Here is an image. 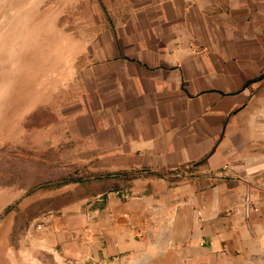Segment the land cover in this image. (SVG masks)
<instances>
[{
	"label": "crops",
	"instance_id": "0c3cea01",
	"mask_svg": "<svg viewBox=\"0 0 264 264\" xmlns=\"http://www.w3.org/2000/svg\"><path fill=\"white\" fill-rule=\"evenodd\" d=\"M103 2L36 134L44 179L79 178L43 192L67 198L60 233L264 264V0Z\"/></svg>",
	"mask_w": 264,
	"mask_h": 264
},
{
	"label": "rangeland",
	"instance_id": "374dc122",
	"mask_svg": "<svg viewBox=\"0 0 264 264\" xmlns=\"http://www.w3.org/2000/svg\"><path fill=\"white\" fill-rule=\"evenodd\" d=\"M15 6L6 20L20 19L23 28L15 27L12 39L13 29L0 32V264H182L180 253L166 250L162 241L135 259H106L90 249L92 241L85 243L83 232L60 233L67 228L60 217L67 198L48 192L44 198L43 192L79 178L44 179L48 168L39 161L36 134L53 121L54 88L75 55L70 34L91 25L106 5L24 0L20 15Z\"/></svg>",
	"mask_w": 264,
	"mask_h": 264
},
{
	"label": "bare ground",
	"instance_id": "6f19581e",
	"mask_svg": "<svg viewBox=\"0 0 264 264\" xmlns=\"http://www.w3.org/2000/svg\"><path fill=\"white\" fill-rule=\"evenodd\" d=\"M23 1L24 0H0V32H2V30H3V32H4V29H8L7 31L8 32H6V33H9V30H12L13 29V31H10L11 33L12 32H14V28L15 27H19L18 29H19V31L23 28V22H22V20H20L19 19V21H16L15 20V22L13 21H10V20H6V19H8V15H9V13L8 12H10L9 10H12V6H17V7H19L20 8V10H16V12H18V14L20 15L21 13H22V5H23ZM15 6V7H16ZM15 7H13V8H15ZM18 9V8H17ZM21 12V13H20ZM18 15V17H20L21 18V16H19ZM10 17H12V15L10 16L9 15V18ZM17 16H16V18H18ZM1 19H3V21H1ZM39 22V21H38ZM13 23H15V24H13ZM31 25H32V31H34L35 32V30L38 28V23H37V20H35L33 23H31ZM3 34V33H2ZM19 34V33H18ZM20 35V34H19ZM2 36V35H1ZM13 36H14V34L12 33L11 35H10V37H11V39L13 38ZM34 37H35V34H34ZM7 39V38H6ZM5 39V41H7L8 42V40H6ZM10 39V40H11ZM4 42V41H3ZM9 43V42H8ZM4 45V44H3ZM0 55L2 56V52L0 51ZM5 55V54H4ZM33 57V56H32ZM2 58H3V56H2ZM34 58V57H33ZM32 58V59H33ZM37 59V58H36ZM35 60V59H34ZM4 61V60H3ZM22 80V79H21ZM33 83V82H32ZM31 83V84H32ZM23 89H25V90H22V91H24V92H26L27 90H26V86H25V88H23ZM1 104V103H0ZM18 108V107H17ZM7 199V198H6ZM7 201H9V199H7ZM2 236V235H1ZM3 251V250H2ZM6 253V252H5ZM9 258V257H8ZM3 261V260H2ZM10 263V261H7V263ZM60 264H62V263H60ZM64 264V263H63Z\"/></svg>",
	"mask_w": 264,
	"mask_h": 264
}]
</instances>
